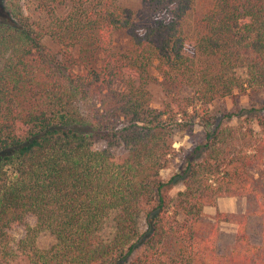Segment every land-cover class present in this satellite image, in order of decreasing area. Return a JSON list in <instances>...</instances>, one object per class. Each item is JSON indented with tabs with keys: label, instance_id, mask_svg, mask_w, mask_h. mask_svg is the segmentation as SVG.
Returning <instances> with one entry per match:
<instances>
[{
	"label": "trees",
	"instance_id": "trees-1",
	"mask_svg": "<svg viewBox=\"0 0 264 264\" xmlns=\"http://www.w3.org/2000/svg\"><path fill=\"white\" fill-rule=\"evenodd\" d=\"M121 1L0 0V264H264V0H207L194 20L196 0H142L148 27ZM221 198L257 201L260 234L247 214L208 219Z\"/></svg>",
	"mask_w": 264,
	"mask_h": 264
},
{
	"label": "rangeland",
	"instance_id": "rangeland-1",
	"mask_svg": "<svg viewBox=\"0 0 264 264\" xmlns=\"http://www.w3.org/2000/svg\"><path fill=\"white\" fill-rule=\"evenodd\" d=\"M122 6L127 8L132 12L133 19L138 27H148L153 24L156 17L158 16V10L154 8V6L142 1V0H122ZM212 7L211 2L207 0H196V6L192 13L191 20H194L200 16H202L205 12H207ZM128 39L125 33H120L116 36L114 47L118 50L124 49L127 45ZM152 92V106L156 109H162L164 103L166 102L165 94L160 85L156 84L150 87ZM242 105L241 107L247 106V100L245 97H242ZM96 105V100L92 99L85 103L82 106V110L85 113H88L92 108ZM213 115L217 116L219 119L224 117L227 114L233 113L236 111L233 108L231 99H224L214 103L210 107ZM256 129L257 126L254 125ZM204 129L197 125L195 127V132L192 136H177L174 139V148L180 152L181 148L184 149H193L199 145L204 143ZM186 157L185 153L180 152L179 157H176L175 161L169 165V167L162 171V178L167 181L170 177L176 173L177 165L181 164V158ZM183 190V186L179 185L172 189H169L166 192L171 198H174L177 193ZM258 210V202L251 201L246 198H221L217 202L216 207H207L204 212L208 219L214 220V217L218 212L228 213V214H247L250 217L251 229L254 234L257 236L261 232V222L260 219L253 215L254 212ZM112 228H108V232H111ZM220 238H219V251L222 254H229L235 244L237 226L233 223H221L220 225ZM17 235H22L23 231L18 230ZM38 246L41 249H48L54 243L55 239L48 233H43L38 236L37 239Z\"/></svg>",
	"mask_w": 264,
	"mask_h": 264
}]
</instances>
